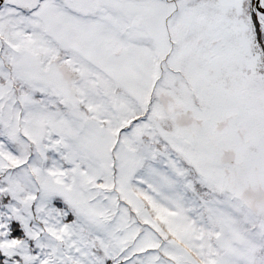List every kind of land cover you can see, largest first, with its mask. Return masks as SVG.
<instances>
[{
    "label": "snow or ice",
    "instance_id": "obj_1",
    "mask_svg": "<svg viewBox=\"0 0 264 264\" xmlns=\"http://www.w3.org/2000/svg\"><path fill=\"white\" fill-rule=\"evenodd\" d=\"M0 264H264V0H0Z\"/></svg>",
    "mask_w": 264,
    "mask_h": 264
}]
</instances>
